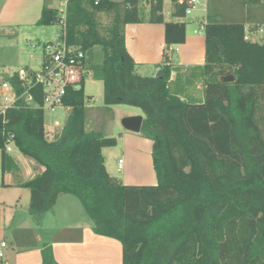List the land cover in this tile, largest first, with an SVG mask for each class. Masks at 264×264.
I'll return each mask as SVG.
<instances>
[{
    "label": "trees",
    "instance_id": "16d2710c",
    "mask_svg": "<svg viewBox=\"0 0 264 264\" xmlns=\"http://www.w3.org/2000/svg\"><path fill=\"white\" fill-rule=\"evenodd\" d=\"M163 1L150 2L142 16L146 6L137 0H69L66 19L68 43L86 53L102 81L103 104L142 112L139 133L152 140L156 183L126 184L108 173L102 148L117 139L85 129L83 82L67 90L70 111L51 137L39 107L0 115L1 173L18 168L5 149L11 136L44 167L24 183L33 220L39 224L59 195H73L96 233L121 241L122 264H264V0H241L240 20L222 21L207 7L201 100L171 91L169 63L153 75L136 73L126 49L125 25L145 20L164 24L166 46L185 41V21H164ZM170 1L171 17L184 16L186 4ZM55 15L44 4L36 24H52ZM246 22L260 26L259 39L247 36ZM40 264H57L50 245Z\"/></svg>",
    "mask_w": 264,
    "mask_h": 264
},
{
    "label": "crops",
    "instance_id": "0c3cea01",
    "mask_svg": "<svg viewBox=\"0 0 264 264\" xmlns=\"http://www.w3.org/2000/svg\"><path fill=\"white\" fill-rule=\"evenodd\" d=\"M44 4L46 0H0V33L12 35L21 27L36 26ZM206 15L207 11L204 21ZM171 20L179 21L178 18L164 17V21ZM189 21L202 23L197 15H193ZM195 30L192 35L186 32L183 43L166 46L163 23L145 20L126 24L125 46L135 62V72L153 75L160 64L169 63L171 91L187 100H201L200 67L204 64V36ZM128 115L143 116L142 112ZM96 119H92L94 125ZM141 138L138 142L141 146H134L131 152L134 156L140 154L147 157L149 165H146L147 170L141 176H133V172L138 173V164L129 162L125 165L123 162L121 169L124 168V175L120 178L123 183H156L151 157L152 140ZM134 140L137 143V139ZM8 153L15 159L18 168L2 174L0 162V243H6L4 247L0 246L3 252L0 264H40L43 245L52 247L57 264H122L121 241L96 233L90 219L83 217L70 194L59 195L52 210L46 212L37 224L27 211L29 190L24 183L41 173L44 167L24 156L14 146Z\"/></svg>",
    "mask_w": 264,
    "mask_h": 264
},
{
    "label": "rangeland",
    "instance_id": "374dc122",
    "mask_svg": "<svg viewBox=\"0 0 264 264\" xmlns=\"http://www.w3.org/2000/svg\"><path fill=\"white\" fill-rule=\"evenodd\" d=\"M46 5L55 7L57 0H46ZM144 7V6H143ZM171 1L164 0L162 13L165 18H171L170 15ZM208 9L210 13H217L218 18L222 21L228 20H240L244 16L242 4L239 0H210ZM147 7L143 8L141 15L147 14ZM207 7L204 10L202 6H198L192 14L185 17L186 32L189 35L193 34L194 29H199L200 23L190 22V18L193 15H197L201 22H204ZM254 13H259L257 9H253ZM247 27V36L250 39H259L260 34L263 32L259 25L249 23ZM56 26L53 24L49 25H36L33 27H21L17 30L16 34L7 35L0 33V68L15 70L20 66L35 67L38 57V49L32 48L29 43L35 41H45L52 37ZM203 34V32H202ZM30 54H34V58L30 57ZM92 62H101V54L99 47L93 48ZM202 89V84L200 85ZM198 89L197 91H201ZM84 96H85V129L87 131L94 130L101 132L108 136L116 137L117 143L115 146L102 148V157L104 165L108 173L112 176L121 178L124 175V168H118V160L121 159L122 163L135 162L138 164V173L133 172V176H141L146 169L148 164V158L142 157L140 154L134 156L131 152L133 147H140L138 144L141 138L140 134L130 132L126 130L121 123V120L128 114L141 113L140 109L134 106L118 104L106 106L102 101V81L90 75L84 82ZM70 108L67 106L59 107L53 111H44V127L51 137L55 132H59L68 116ZM97 118V123L94 125L92 119ZM132 137L133 139L126 140L125 137ZM134 139H137V143ZM135 143V145H134ZM137 144V145H136ZM130 145V147H129ZM132 145V146H131ZM125 147L126 148L125 150ZM16 150L13 154H16ZM122 179V178H121ZM72 197L78 207L80 208L83 217L87 218L84 209L82 208L79 200L73 195ZM49 213V212H48Z\"/></svg>",
    "mask_w": 264,
    "mask_h": 264
},
{
    "label": "built area",
    "instance_id": "2783aa9c",
    "mask_svg": "<svg viewBox=\"0 0 264 264\" xmlns=\"http://www.w3.org/2000/svg\"><path fill=\"white\" fill-rule=\"evenodd\" d=\"M69 0H57L55 18L52 22L56 26L53 35L45 41L30 42L32 48L38 49L35 67L20 66L15 70L0 68V115L9 108L39 107L43 111H53L65 106L64 98L68 89L78 90L85 80L92 75L87 67L86 53L67 41V4ZM146 7L155 0H137ZM98 0H94L97 4ZM186 4L184 16L177 17L184 21L198 6L206 8L207 0H178ZM206 21L200 24L196 33L201 34ZM34 58V54H30ZM83 82V83H82ZM13 148L11 136H7L5 149L7 152ZM122 160H118L121 168ZM5 242L0 246L4 247ZM3 252L0 249V257Z\"/></svg>",
    "mask_w": 264,
    "mask_h": 264
},
{
    "label": "water",
    "instance_id": "95a60500",
    "mask_svg": "<svg viewBox=\"0 0 264 264\" xmlns=\"http://www.w3.org/2000/svg\"><path fill=\"white\" fill-rule=\"evenodd\" d=\"M233 77L231 75L221 78L223 81H231ZM143 117L141 115L125 116L122 120V126L131 132L138 133L141 129Z\"/></svg>",
    "mask_w": 264,
    "mask_h": 264
}]
</instances>
